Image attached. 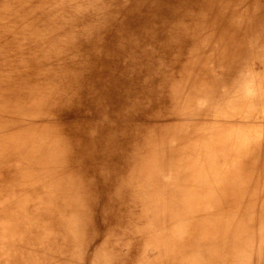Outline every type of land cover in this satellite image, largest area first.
Listing matches in <instances>:
<instances>
[{
	"label": "bare ground",
	"instance_id": "6f19581e",
	"mask_svg": "<svg viewBox=\"0 0 264 264\" xmlns=\"http://www.w3.org/2000/svg\"><path fill=\"white\" fill-rule=\"evenodd\" d=\"M0 6V264H264V0Z\"/></svg>",
	"mask_w": 264,
	"mask_h": 264
},
{
	"label": "rangeland",
	"instance_id": "374dc122",
	"mask_svg": "<svg viewBox=\"0 0 264 264\" xmlns=\"http://www.w3.org/2000/svg\"><path fill=\"white\" fill-rule=\"evenodd\" d=\"M0 9H1L0 11H2V12L6 11L8 13V10H7L6 7H4V6L1 7L0 6ZM7 13H6V15H7ZM0 51H2L3 56H7L9 54L8 53L9 51H7L4 48H0ZM240 60H241V61H239L240 66L235 70L234 74H236V73H242L243 74L247 68H250L249 62H247V57L244 56ZM4 61L10 62V60L8 61V60H5V59H4ZM2 65L6 66V65H9V64L8 63H3ZM253 69L254 68H253V65L251 63V70H253ZM232 74H233V72H232ZM242 74L239 75L238 78L240 76L242 77ZM233 83H234V81H233ZM235 84H237V83H235ZM214 89H215V93H214L213 97H218L221 93H223L225 91L227 92L229 90V86L228 85H217ZM251 107H253V106L251 105ZM201 108H203V109H201L198 112V115H199L200 119L196 120L198 123H196L195 126L196 125L201 126L202 120H205V119H207V121H209V122L210 121L211 122H222V121H227L226 119H234L236 121V123H238V125H239L237 130H236V132L239 133V134H242L245 125L248 122L251 123V118L254 119V117L252 115H249L246 112H244V113L243 112L242 113L239 112V115H235V116H231L230 114H219L220 103L218 101H217V103H212V104L206 102V103H204V105ZM204 109H205V111H203ZM244 109H246V108H244ZM232 115H233V113H232ZM245 161H248V160H245ZM238 169H239V171H238ZM247 169H249V168H248V165H246V164H242V166L240 164H234L233 171L236 172V173H239V176H240L239 179L241 180L240 182L243 183V184H246V181H247V175H248L247 174L248 173ZM242 173H244V174H242ZM241 187L243 188V195L240 197L239 201H238V198H236L237 202H239L240 205H238L239 207L234 211V214H232V219H233L234 222L238 223V228L245 229L244 227H246V225L248 226V223H249L248 208H247V205L245 204V200L247 198L246 197L247 196L246 188L248 186L247 185H241ZM240 190H241V188H240ZM30 199H40L37 202V204L39 206L35 210V212H37V213L34 214L35 216L36 215L37 216H42V215L48 214L47 208L50 206V201L46 200V198H43V197L42 198H34V197H32ZM27 202H28V200H27ZM251 205L253 206V204H251ZM44 210H46V211L44 212ZM254 213L255 212H253V209L251 207V219H252V221H251V230H252V228H256V223L254 224L256 216H255ZM22 217L26 218L25 216H22ZM35 219L37 220L36 217H35ZM17 220H18V218H17ZM259 222H261V221H259ZM241 227H243V228H241ZM90 242H91V245H89V247L86 246V251L83 254V258H82L81 264H91L90 255L93 253L92 249H93L94 245L96 244V241H94L92 239V240H90ZM16 248H18V247L16 246ZM242 251H243V249H240V250L237 251L238 255L236 256V260L238 262L239 261H246V260L251 261V257L248 255V253H239V252H242ZM239 255H241V256H239ZM85 258H86V260H85ZM236 260H234L235 261L234 263L237 262ZM232 262H233V260L231 261V263Z\"/></svg>",
	"mask_w": 264,
	"mask_h": 264
}]
</instances>
